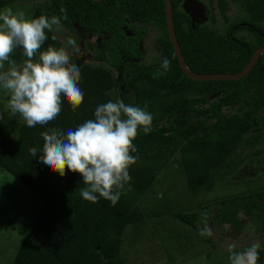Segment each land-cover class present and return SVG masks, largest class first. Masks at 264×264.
<instances>
[{"label": "trees", "instance_id": "trees-1", "mask_svg": "<svg viewBox=\"0 0 264 264\" xmlns=\"http://www.w3.org/2000/svg\"><path fill=\"white\" fill-rule=\"evenodd\" d=\"M17 1L0 0V11ZM182 1L172 0L174 25L192 71L239 72L255 50L264 45V0H232L240 15L223 32L213 26L215 23L210 28L207 24H194L181 7ZM218 5L220 15L228 22L227 0H218ZM61 7L65 8L67 19ZM28 10L32 18L57 16L67 28L78 24L102 35L104 31L112 32L97 56L101 63H84L79 67L83 104L73 112L65 101L61 119L51 127L75 129L94 119L99 105L122 100L146 107L153 116V131L145 134L141 130L134 141L136 151L132 155L137 160L129 169L131 181L125 185L118 203L113 206L98 194V202L92 203L80 195L86 185L79 174L68 171L61 177L39 162L42 151L36 157L30 155L33 146L42 150L44 141L40 133L44 129L39 125L29 128L19 115L11 116L5 98L3 101L0 96L5 106L0 109L4 115L0 120V169L32 188L44 203L28 222L10 264H127L122 253L126 230L131 225L138 228L147 216L163 214L148 212L140 205L144 194L177 153L182 158L189 190L198 195L213 189L217 177L224 179L237 169L238 164L229 160L241 146L253 145L254 141L247 136L252 129L264 130V54L239 80L198 81L188 77L179 65L168 34L164 0H51ZM126 15L143 22V27H136L133 35L121 29L127 23ZM148 25L161 33L155 38L160 56L149 64L131 61L141 56L139 47ZM241 31L247 35H240ZM47 34L49 38L42 50L50 45L63 47L56 33ZM53 34L57 36L55 41L51 39ZM122 51L126 57L121 56ZM23 58L26 57L22 49L12 56L17 63ZM165 58L170 61L167 71L161 66ZM224 108L234 111L226 112ZM251 196L250 199L248 194L242 195L240 201L227 197L214 202V207L222 205L220 215L216 210L217 218L212 217L213 205L209 203L202 216L207 213V223L237 221L240 225V209L235 207L239 203L240 208L253 214L250 218L261 231L264 211L255 199L261 193ZM173 215L194 226L201 214L180 211ZM258 252V264H262V251Z\"/></svg>", "mask_w": 264, "mask_h": 264}, {"label": "clouds", "instance_id": "clouds-1", "mask_svg": "<svg viewBox=\"0 0 264 264\" xmlns=\"http://www.w3.org/2000/svg\"><path fill=\"white\" fill-rule=\"evenodd\" d=\"M65 13L64 7L60 9ZM61 30L57 16L49 18H27L23 11L7 8L0 11V90L9 99L6 108L11 116L21 117L29 128L41 126L42 150L33 146L29 149L32 157L39 155L52 172L64 177L68 171L79 174L83 184L80 195L84 200L98 202V196L115 206L120 200L126 184L131 181L129 169L136 163L134 141L142 130L145 134L153 131V116L145 108L125 104L122 100L109 101L94 111V119H88L75 129L51 127L62 117L64 102L73 112L81 107L84 92L79 87V67L70 62L64 47L48 46L49 32ZM53 41L57 40L55 34ZM73 47L76 42L68 38ZM17 49H22L26 59L18 64L12 59ZM8 65L5 68V65ZM162 68L167 71L170 61L165 58ZM4 119L0 113V120ZM202 237L213 235L203 215ZM259 245L252 244L245 250L234 251L235 243L228 244L230 264H258Z\"/></svg>", "mask_w": 264, "mask_h": 264}, {"label": "rangeland", "instance_id": "rangeland-1", "mask_svg": "<svg viewBox=\"0 0 264 264\" xmlns=\"http://www.w3.org/2000/svg\"><path fill=\"white\" fill-rule=\"evenodd\" d=\"M50 2L51 0H18L6 5L3 11L7 8H12L14 12L23 11L26 17L31 19L32 13L28 10L30 7L44 6ZM227 14L228 23L221 20L223 17L218 9L215 12L217 19L221 20L216 24L219 32L229 26L240 12L232 4ZM151 32L148 35L150 38L147 36L140 43L141 56L131 61L137 60L144 64L157 61L160 51L155 38L161 33L157 28H153ZM55 33L68 52L70 62L77 67L84 63L96 65L101 63L96 58L100 53L99 42L103 39L99 37V33L85 30L77 24L71 28L61 25V30ZM239 34L247 35L245 31ZM104 35L110 36V33L106 32ZM68 38L75 40V47L67 43ZM24 59L26 58L18 64ZM7 67L6 64L5 68ZM0 96L3 97V101L5 98L7 103L8 95L0 90ZM1 101L2 99H0V109L5 107ZM224 111L230 112L234 109L224 108ZM247 136L254 141L253 145L241 146L237 154L229 160L232 164H238L237 169L224 179L217 177L213 189L205 190L198 195H193L189 190L181 155L177 153L172 158L152 188L144 194L140 205L148 212L158 211L163 214L147 216L138 228L131 225L126 230L122 253L128 261L127 264H230L229 243L236 244L234 251L237 252L247 249L252 244H258L260 246L258 251H262V256L264 255V234L246 219L242 210L237 214L238 220L241 219L242 229L236 228L229 222L220 225L215 223L213 227L214 222L209 221L208 225L210 224L213 235L210 237L199 235L200 229L204 226L202 212L205 205L212 203L211 215L217 218V206L214 207V202L259 190L255 187L258 182L257 176L251 178L250 173L264 169V130L254 128ZM259 150L260 153L257 152ZM246 181L251 186L245 187ZM253 183H255L254 187ZM247 189L249 190L245 193ZM43 206V200L38 193L10 173L0 169V264H10L26 233L28 222L42 210ZM180 211L197 212L201 215L195 225L190 226L174 218V212ZM180 226L184 228L181 230Z\"/></svg>", "mask_w": 264, "mask_h": 264}, {"label": "flooded vegetation", "instance_id": "flooded-vegetation-1", "mask_svg": "<svg viewBox=\"0 0 264 264\" xmlns=\"http://www.w3.org/2000/svg\"><path fill=\"white\" fill-rule=\"evenodd\" d=\"M184 1L185 0H183L182 1V3H181V7L183 8V3H184ZM197 1H199V2H201V4L204 6V14H203V16L202 17H200V20L199 21H195V22H193V20H192V18H191V16L185 11V13H187V15L191 18V20H192V22L195 24V23H200V24H203V25H205V24H212V23H215V25L213 24V26H216L218 29H219V27H218V25H216L217 24V22H219V21H221V20H223L224 21V18L223 19H221V20H218L217 19V17H216V15H215V12L217 11V9H218V11H219V14H220V12H221V10H220V8H219V5H218V0H207V1H205V0H197ZM227 2H228V7H230V5H232V4H234L235 5V7L237 8V10L239 11V7H238V5H237V3H235V2H233L232 0H227ZM172 4H173V2H172ZM229 9V8H228ZM173 14H174V12H173ZM126 22L127 23H124V24H122L121 25V29H122V31H125V33L127 34V35H133V34H135V28L136 27H138V28H141V27H143L142 25H143V22H137L136 20H133L130 16H128V15H126ZM229 21V20H228ZM129 22H132L133 24H132V26H130V25H128V23ZM224 22H227V21H224ZM233 22V21H232ZM228 23V22H227ZM193 24V25H194ZM75 25V24H74ZM78 25V24H77ZM210 25H208L209 26V28H210ZM80 26V25H79ZM175 26V25H174ZM80 27H82V26H80ZM83 28V27H82ZM226 28V27H225ZM225 28H223L222 30H220V32H223V31H225ZM83 29H85V30H89V29H87V28H83ZM145 29H146V31H145V35H144V38H143V40L148 36V35H150L152 32V29H153V27L151 26V25H148V26H146L145 27ZM89 31H92V30H89ZM106 32H108V33H110V36H105L104 34L106 33ZM99 37H103V39H102V41L101 42H99V48H100V52H101V50L103 49V48H105V43H106V41L107 40H109L111 37H112V32L111 31H104L103 32V35L102 34H99ZM148 38H150V36H148ZM142 40V41H143ZM141 41V42H142ZM264 46V45H263ZM261 47V46H260ZM259 48V47H258ZM100 54V53H99ZM96 55V54H95ZM126 55V52L125 51H122V54H121V56H123V57H126L125 56ZM261 55H263V54H261ZM260 55V56H261ZM259 56V57H260ZM140 57V56H139ZM138 57V58H139ZM96 58H97V56H96ZM134 59H137V58H134ZM259 59V58H258ZM99 60V59H98ZM252 70V69H251ZM250 70V71H251ZM213 98H215V97H212V99ZM227 112V111H226ZM250 175H252V177L251 178H254L255 176H257V186H255V183H253L252 184V186L254 187H258L259 188V190H256V191H252V192H247L249 189H247L246 191H245V193L246 194H248V196H249V198L251 199V198H253L251 195H252V193H257V192H259V193H261V196H258V197H256L255 199L256 200H258V202H259V204L261 205L260 207H262L261 209H262V211H264V169H262L261 171L259 170V171H256V172H251L250 173ZM249 183H248V181H246L245 182V187H248V186H251V185H248ZM253 190H255V189H253ZM242 195H245V194H242ZM242 195H240V196H237V195H235V196H231L233 199H235V200H238V201H240L241 199H242ZM238 201H236V202H238ZM219 207V210L221 209V207H222V205L221 204H218L217 205V207H216V210H217V208ZM234 207V206H233ZM235 207H238L240 210H238V211H243L244 213H245V215H246V219H248L249 221H250V223H252L253 225H255L256 226V228H257V230H259L260 231V229L258 228V224L257 223H255L254 222V220H252L251 218H250V216L251 215H253V214H251V213H247L246 212V210L242 207V208H240L241 206L239 205V203H236V205H235ZM237 214H239V212L237 213ZM239 221H240V225L238 224V222L237 221H227V222H229V223H233L235 226H236V228H238V229H242V227H243V225H242V222H241V219H239ZM263 222L261 223L262 224V230H261V232L264 234V220H262ZM225 222H222V223H220V222H216V224L217 225H220V224H224ZM215 226V223H213V227ZM263 250V249H262ZM262 259H264V255H263V258ZM264 261V260H263ZM262 264H264V262L262 263Z\"/></svg>", "mask_w": 264, "mask_h": 264}, {"label": "water", "instance_id": "water-1", "mask_svg": "<svg viewBox=\"0 0 264 264\" xmlns=\"http://www.w3.org/2000/svg\"><path fill=\"white\" fill-rule=\"evenodd\" d=\"M102 1V0H96ZM165 13H166V24L168 34L172 42L173 48L178 58L179 65L183 72L190 78L198 81H212V80H239L246 76L257 62L259 56L264 54V46H261L255 50L250 61L247 65L239 72L236 73H197L192 71L184 58L181 45L179 43L175 26H174V14L172 0H164ZM183 9L191 16L193 22L199 21L200 17L204 14V6L197 0H185L183 3Z\"/></svg>", "mask_w": 264, "mask_h": 264}]
</instances>
